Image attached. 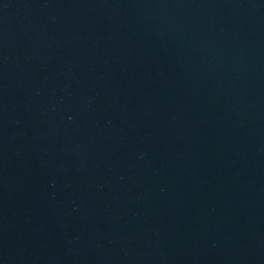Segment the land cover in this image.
Masks as SVG:
<instances>
[{"label": "water", "instance_id": "1", "mask_svg": "<svg viewBox=\"0 0 264 264\" xmlns=\"http://www.w3.org/2000/svg\"><path fill=\"white\" fill-rule=\"evenodd\" d=\"M0 264H264V0H0Z\"/></svg>", "mask_w": 264, "mask_h": 264}]
</instances>
